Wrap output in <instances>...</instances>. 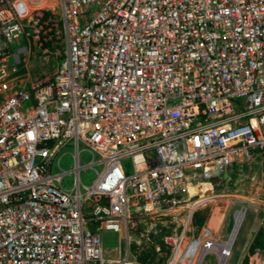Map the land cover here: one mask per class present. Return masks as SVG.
<instances>
[{"label": "built area", "instance_id": "obj_1", "mask_svg": "<svg viewBox=\"0 0 264 264\" xmlns=\"http://www.w3.org/2000/svg\"><path fill=\"white\" fill-rule=\"evenodd\" d=\"M58 38L55 72L26 81L20 55ZM260 160L264 0H0V264H139L129 246L155 240L160 256L149 220L191 173ZM102 230L123 257L103 258ZM184 233L163 237L167 264Z\"/></svg>", "mask_w": 264, "mask_h": 264}, {"label": "rangeland", "instance_id": "obj_2", "mask_svg": "<svg viewBox=\"0 0 264 264\" xmlns=\"http://www.w3.org/2000/svg\"><path fill=\"white\" fill-rule=\"evenodd\" d=\"M54 41V46L51 43L48 45L47 55L35 51H32L34 53L28 57L20 55L22 65L19 68L21 76L26 81L32 82L49 77L55 72L64 46L61 38ZM61 153L65 154L62 168L69 170L72 166L71 144L63 148ZM86 160L87 158H83L82 161ZM124 164L127 167L126 173L130 174V162L127 160ZM251 164L232 165L218 176L207 180L191 173L192 175L190 174L191 176L184 183L183 190L170 196V201L162 203L160 218L149 220L150 225H160V256L152 260V246L158 243V240L151 241L145 246L131 244L129 252L139 264H167L171 253L170 248L163 245V237L179 235L184 230L183 237L187 244L193 239L200 240L203 229L207 227L211 235L201 240L198 250L196 248L199 256L193 264H264V180L262 178L264 170L257 168L253 170L254 166ZM95 168L100 169L99 166ZM94 178V171L87 170L81 173V180L85 185H90ZM65 181L69 188L71 178L68 177ZM192 209L194 212L190 217ZM214 209L221 212L217 225H212L211 221L208 224ZM239 211H243L240 227L228 250L229 254L223 257L221 247L228 241L234 226L235 214ZM196 213L204 216L199 227L195 225ZM99 237L105 260H116L124 256L125 242L121 240L119 245V236L116 233L102 230L99 232ZM195 246L197 247L196 244ZM184 264L189 263L184 262Z\"/></svg>", "mask_w": 264, "mask_h": 264}, {"label": "bare ground", "instance_id": "obj_3", "mask_svg": "<svg viewBox=\"0 0 264 264\" xmlns=\"http://www.w3.org/2000/svg\"><path fill=\"white\" fill-rule=\"evenodd\" d=\"M220 213L221 212L218 211V210H215L214 212H212V214L210 216V219L208 220V224H210L212 222V225H215L216 222L219 219ZM191 216L192 215H190V217ZM242 218H243V211H239L238 213L235 214L234 226H233L232 231L230 233L229 239L221 247V251L223 250V252H222L223 257H225V256H227V254H229L228 250L230 249V247H231V245H232V243H233V241L235 239V236H236L237 231H238V229L240 227ZM210 227L212 228V226H210ZM210 235H211L210 231L207 230V227H205L203 229V231H202V235L200 237V240H198V241H193V240L192 241H188V243L186 244L187 241H185V239L183 238L181 240L179 246L176 249V256L174 257V262H172L171 264H184V262L185 263L188 262L189 264L195 263V261L197 260V258L199 256L197 254L198 251H196V248L198 250L199 246L201 244V240L206 239V237H209ZM195 244L197 245V247L195 246ZM221 251H220V253H221Z\"/></svg>", "mask_w": 264, "mask_h": 264}, {"label": "trees", "instance_id": "obj_4", "mask_svg": "<svg viewBox=\"0 0 264 264\" xmlns=\"http://www.w3.org/2000/svg\"><path fill=\"white\" fill-rule=\"evenodd\" d=\"M194 219H195V225L199 227L202 225L204 216H201V215H199V213H196L194 215ZM151 251H152V260H153L155 257H157V254L153 250H151ZM141 261L143 262V260H141ZM158 264H160V263H158Z\"/></svg>", "mask_w": 264, "mask_h": 264}, {"label": "crops", "instance_id": "obj_5", "mask_svg": "<svg viewBox=\"0 0 264 264\" xmlns=\"http://www.w3.org/2000/svg\"><path fill=\"white\" fill-rule=\"evenodd\" d=\"M251 165L254 166L253 170L256 169V168L260 169V170H264V161H261V160L260 161H256L255 163H252ZM260 176H261V174H260ZM262 178L264 180V176Z\"/></svg>", "mask_w": 264, "mask_h": 264}]
</instances>
